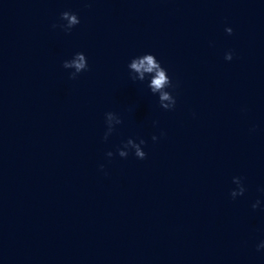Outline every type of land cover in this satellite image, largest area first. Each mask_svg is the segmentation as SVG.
<instances>
[{
    "label": "water",
    "instance_id": "water-1",
    "mask_svg": "<svg viewBox=\"0 0 264 264\" xmlns=\"http://www.w3.org/2000/svg\"><path fill=\"white\" fill-rule=\"evenodd\" d=\"M261 242L264 0H0V264H264Z\"/></svg>",
    "mask_w": 264,
    "mask_h": 264
},
{
    "label": "clouds",
    "instance_id": "clouds-1",
    "mask_svg": "<svg viewBox=\"0 0 264 264\" xmlns=\"http://www.w3.org/2000/svg\"><path fill=\"white\" fill-rule=\"evenodd\" d=\"M61 21H66L67 23H63L61 25H53V28L61 27L66 33L70 32L73 27L80 23L78 16L75 13H71L65 11L60 15ZM225 33L228 35L232 34L231 28H225ZM224 59L226 61H230L232 59V54H225ZM63 68H74L76 72L69 76V79H75L77 74L82 71H87V62L86 57L83 53H76L75 58L71 61H65L62 65ZM128 67L135 73L138 74L137 79L143 81L145 79V74L150 75V83L148 84V89L153 95H158V103L160 108L171 111L175 108L176 99L172 95L171 92L166 89L174 88L175 86L172 84L169 76L167 75V71L161 66V64L156 60V58L152 54H144L142 56L133 58L128 64ZM119 125L122 121L113 113L108 112L105 114V124H106V132L104 133V140H107L108 136H110L114 130V125ZM163 135V133H161ZM153 142L157 140L156 136H152ZM145 144L143 139L139 140V143L134 142L132 139H128L126 143L122 144L120 149H117V155L121 158H126L129 154L128 151L123 149L131 148L134 150L132 153L137 159L143 160L146 158V153L142 151V145ZM107 157L111 158L113 153H106ZM102 167V166H101ZM233 184L236 185V189L230 192V196L235 199L238 196H242L245 192V188L242 185L241 178H233ZM259 201L252 205L253 210L257 208L259 205ZM261 248H264V242H261L257 246V250L259 251Z\"/></svg>",
    "mask_w": 264,
    "mask_h": 264
}]
</instances>
